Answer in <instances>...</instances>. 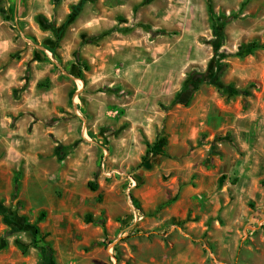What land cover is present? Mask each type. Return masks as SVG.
I'll use <instances>...</instances> for the list:
<instances>
[{
    "label": "rangeland",
    "instance_id": "obj_1",
    "mask_svg": "<svg viewBox=\"0 0 264 264\" xmlns=\"http://www.w3.org/2000/svg\"><path fill=\"white\" fill-rule=\"evenodd\" d=\"M0 264H264V0H0Z\"/></svg>",
    "mask_w": 264,
    "mask_h": 264
},
{
    "label": "trees",
    "instance_id": "obj_2",
    "mask_svg": "<svg viewBox=\"0 0 264 264\" xmlns=\"http://www.w3.org/2000/svg\"><path fill=\"white\" fill-rule=\"evenodd\" d=\"M228 22V19H226V21L224 22V24H226ZM259 47L257 45H250V46H246V47H242L241 50H247L248 52H253L254 50L258 49ZM225 65H221L219 67V69L217 70V72L214 74V76H212V78L208 75H199V74H194L193 78H192V81H191V85H192V88L193 89H187L185 92V96H187V98H189L192 93H193V90L194 88H196V85L198 83H204L208 80H211V82L213 84H217L220 88H223L224 86L219 82L220 80V77L222 76V73L224 72V69H225ZM190 85V86H191ZM183 104L187 105L188 102H182ZM89 186L91 187L92 190H96L98 187L97 185H94L93 183H90ZM16 193L18 192V185H16ZM25 229L31 231L34 235H39L40 234V230L39 228L35 225V226H25ZM46 251H51V248L50 246H46L45 248Z\"/></svg>",
    "mask_w": 264,
    "mask_h": 264
}]
</instances>
